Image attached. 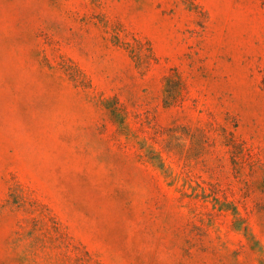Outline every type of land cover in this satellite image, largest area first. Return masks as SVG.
<instances>
[{
  "label": "rangeland",
  "instance_id": "rangeland-1",
  "mask_svg": "<svg viewBox=\"0 0 264 264\" xmlns=\"http://www.w3.org/2000/svg\"><path fill=\"white\" fill-rule=\"evenodd\" d=\"M0 264H264V0H0Z\"/></svg>",
  "mask_w": 264,
  "mask_h": 264
}]
</instances>
